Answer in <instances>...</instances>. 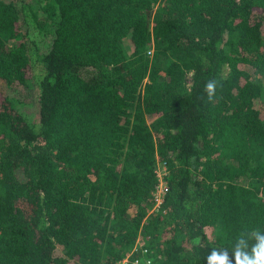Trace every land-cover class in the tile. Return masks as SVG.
<instances>
[{"label":"trees","instance_id":"trees-1","mask_svg":"<svg viewBox=\"0 0 264 264\" xmlns=\"http://www.w3.org/2000/svg\"><path fill=\"white\" fill-rule=\"evenodd\" d=\"M255 229L264 0H0V264H206Z\"/></svg>","mask_w":264,"mask_h":264},{"label":"clouds","instance_id":"clouds-1","mask_svg":"<svg viewBox=\"0 0 264 264\" xmlns=\"http://www.w3.org/2000/svg\"><path fill=\"white\" fill-rule=\"evenodd\" d=\"M218 86L215 78L206 81L207 102L214 103ZM206 264H264V230L242 233L231 248H213L206 257Z\"/></svg>","mask_w":264,"mask_h":264},{"label":"rangeland","instance_id":"rangeland-1","mask_svg":"<svg viewBox=\"0 0 264 264\" xmlns=\"http://www.w3.org/2000/svg\"><path fill=\"white\" fill-rule=\"evenodd\" d=\"M29 82L32 83L33 79L29 80ZM17 89H18L16 91L17 93L23 95L26 98L28 97L30 99V101H33L32 103H30L28 108H29V112L35 113V111L37 110V106L36 105L38 103L37 100H36V95H35V94H37V90L35 89V84H33L31 87H26V86H23V85L19 86L18 85ZM159 173H160V176L163 177L164 172H163L162 168L159 170ZM161 183H162V180H161ZM161 191H162V186H161L160 191H158V195H160ZM134 252H135V249H134ZM129 255L130 254L125 256V258L123 259V262L129 260V257H128ZM142 256L144 257L146 255L143 253L142 255L135 256L134 259H133V264H134L135 261H136L135 264H141L140 260L142 259Z\"/></svg>","mask_w":264,"mask_h":264},{"label":"built area","instance_id":"built-area-1","mask_svg":"<svg viewBox=\"0 0 264 264\" xmlns=\"http://www.w3.org/2000/svg\"><path fill=\"white\" fill-rule=\"evenodd\" d=\"M161 186H162V183H161ZM162 192V191H161ZM135 252H137V248H135ZM138 253H140V252H138ZM145 254V252H144V250L141 252V254ZM146 255V254H145ZM148 261H149V259H148ZM128 261H125V262H122L123 264H125V263H127ZM136 262V261H135ZM135 262H134V264H135Z\"/></svg>","mask_w":264,"mask_h":264}]
</instances>
